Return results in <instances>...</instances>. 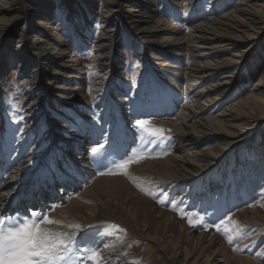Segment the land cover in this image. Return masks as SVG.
<instances>
[{
    "label": "bare ground",
    "instance_id": "bare-ground-1",
    "mask_svg": "<svg viewBox=\"0 0 264 264\" xmlns=\"http://www.w3.org/2000/svg\"><path fill=\"white\" fill-rule=\"evenodd\" d=\"M225 1L210 3L216 9ZM98 2L0 0V212L23 216L32 210L42 211L51 219L64 221L65 225L80 224L79 230L58 225L47 227L69 235L75 232L80 247L100 253L98 264H153L154 249L161 251L166 264H187L190 252L181 244L183 234L206 250L215 242L209 240L204 244L205 235H196L186 229L183 222L177 227L178 235L166 241L154 229V204L139 191L135 178L97 176L103 163L97 160L90 163L88 154L94 141L99 140L105 144L112 142L111 147H114L108 154L121 159L128 154L130 146L137 147L141 141L133 128V119L140 114L157 116L162 111L173 110L175 117L167 121L172 129L170 153L129 164L133 176L164 178L165 182L176 184V194L182 190L179 195L192 202L196 199L202 202L218 191L233 193L234 186L228 187L232 184L235 165L232 157L238 149L254 151L263 142L260 128L264 121V68L257 85L247 96L223 112L214 115L210 112L227 101L235 75L242 69L244 54L238 47L264 27V0H241L223 12L215 11L212 17L208 11L204 12L207 9L203 0H101V5ZM159 3L182 7L180 12L184 19L190 20L188 29L182 31L170 19L159 16ZM24 17V26L18 29L17 23ZM49 20L63 22L64 35L59 38L70 37L77 45H81L82 40L84 44L88 42L85 34L91 22L98 21L100 30L96 33L91 57L95 73L87 96L81 76L83 68L74 54H65L53 42L55 36L48 29ZM120 34L129 37L134 48H141L138 55L143 65L141 69H145V62L151 57L147 49L173 53L178 60L172 64L170 74L165 73L170 77L167 80L174 83V77L181 78L183 85L179 90L185 93L186 99L179 100L175 93H169L165 106H160L159 110L149 103L145 106L139 103L132 113L124 109L120 88L115 82L121 63L117 50ZM78 35L81 36L78 38ZM154 64L159 69L163 64L166 66L159 56H154ZM10 66L21 71L20 81L27 97L22 108L26 126L21 133H18L19 126L4 123L6 91L1 77ZM141 72L143 75L138 79L143 80L146 69ZM56 75L69 80L59 88L71 91L53 95L50 100L55 104L50 100L46 103L45 97L51 95L47 87ZM90 100L100 110L97 124L90 120L93 119L87 106ZM57 103L78 113L70 124L75 130H64L69 126L66 119L55 125L50 123L49 119L59 115L52 107ZM249 124L252 126L248 127ZM114 127L120 135L110 142L108 138L115 132ZM101 129L105 136H101ZM127 132L131 134L125 135ZM86 142L87 149L83 148ZM256 162L257 157H250L248 165L254 166ZM200 182L202 187L198 189ZM218 185L227 186V190L223 191ZM240 197L237 194L236 199ZM240 214H244L242 223L246 228L264 229L263 210L255 209L250 213L246 209ZM172 216L168 213L161 222L164 228L171 222L172 226L175 224ZM140 235H146L151 243L145 254L136 245ZM83 255V252L74 254L77 264H93L86 259L81 261L79 258ZM223 261V264L230 261L259 264L235 255H230V261L226 258Z\"/></svg>",
    "mask_w": 264,
    "mask_h": 264
},
{
    "label": "rangeland",
    "instance_id": "rangeland-1",
    "mask_svg": "<svg viewBox=\"0 0 264 264\" xmlns=\"http://www.w3.org/2000/svg\"><path fill=\"white\" fill-rule=\"evenodd\" d=\"M94 1H99V5L102 4L100 3L101 0ZM211 1L212 0H203L204 6L207 9L204 12L208 11L211 17L215 16V11L223 12L230 7L232 8L237 2H241V0H226L223 6L219 4L215 9V7L211 6ZM174 6L175 5L173 4L168 5L167 3H159V16H162V18L166 20L170 19L176 27L179 26V29L184 31L185 29H188L190 20L184 19V16L180 12L182 7ZM193 15L196 14L194 13ZM25 18L26 17L21 18L18 21V29H22L24 26ZM49 22L50 23L48 25H50V28H47L55 36L53 42L58 44L59 50H63L65 54H74L78 62L81 64L80 66L83 68L81 76L84 78L86 84V89L84 90L87 96L91 91V80L95 73L91 57L94 39L96 33L100 30L99 24L97 23L98 21L95 20L91 22V28L90 30L88 29L85 34V36L87 35L88 37L86 39L88 42L84 44L85 41L82 40L81 45H77L70 37L67 39V37L64 36V40L59 38L65 30L63 22L53 20H49ZM259 31L260 32L249 38L248 41L241 43L238 47V50L244 54V64L241 66L242 69L238 70L235 75V84L228 93L227 101L220 104V106L213 108L210 112L211 115L223 112L226 107L247 96L252 87L257 85L258 79L264 68V27H262ZM57 34L58 37L56 36ZM80 36L81 35H78L77 37L79 38ZM42 37L44 38V36ZM118 38L121 41L119 47L117 48L118 53L121 56V63L119 64V72L115 77V82L117 84L116 87L120 88V101L123 103L122 107L124 109L126 108L127 111L132 113L138 108L139 103L143 106L149 103L151 106H154L155 109L159 110L160 106L161 108L165 106V98L169 93H175V96L179 100L182 99L183 101L186 99L185 93L182 90H179V87L183 85V83L181 84V78L174 77L176 83L172 80H167V78L170 77L166 73L170 74L172 71V64L176 63V60H178L173 53L164 50L160 51L158 49H154L152 51L147 49V52L151 55V57L144 65L146 69L144 75L145 79H138L140 74L143 75L141 70H145L141 69V66L143 65L140 60H138L141 48H134L128 41L129 37H126L125 35L120 34ZM143 51L146 50L143 49ZM154 56H159L161 60H164L166 66L163 64L162 67L159 66L161 69L155 68ZM184 59L187 61L188 57L185 55ZM55 77L56 78L52 79L53 81L49 83V86L47 87L48 94L50 92L51 95L49 97H45L46 103L58 92L68 93L71 91L65 92L63 91L64 89L59 88V85L64 83L66 84V81L69 80H67L64 76L56 75ZM1 78L3 81V87L6 91L4 94L5 96L3 97L5 102L3 110L4 123L9 126L14 124L19 126L20 128L18 127V133H21L25 130L26 126L25 115L22 108L27 98L24 96L25 87L20 81L22 79L21 71H18L15 66L7 67V69L5 68L4 74ZM70 81H72V79ZM72 82H74V80ZM50 102H52V100H50ZM52 103L55 104L54 102ZM52 103L50 105H52ZM94 104L95 103H93L92 100L87 102V106L90 107L88 111H90L91 115H93V119H90L92 124L100 122V110L97 105ZM47 106L49 107V105ZM52 107L57 109L59 112V117L57 116L49 119L52 125L58 124L57 122L59 120L63 121L66 119V123H68L69 126L64 130L68 132L69 130L76 129L75 127H72L71 129L70 125L74 119H77L76 117L78 116V113L74 109L58 103ZM20 113L23 117L19 115ZM174 115V111L171 110L168 113H164V111H162L161 115L157 116L154 114H140L138 117L133 119V128L139 133L141 141L137 147L130 146L127 149V151H129L127 152L128 154L124 155L121 159H131L132 162L130 164H133L136 161L143 160L144 158H159L165 157V155L169 154L172 149V135H170L172 134V129L169 127L167 121L172 120L175 117ZM70 117H72V119L68 120ZM200 117L201 116H196L198 119H200ZM137 120L146 121L147 124H145L144 128H141L137 126ZM78 122L79 121H77V123ZM17 123H19V125ZM251 126L252 124L248 125V127ZM156 128L163 129L164 131L160 133L159 136H154L151 133ZM114 129L116 131L117 127H114ZM261 129H263V142L254 148L256 151H253L250 148L247 150L241 148L237 150L236 155L232 157L233 159L230 158L235 161V165H233L234 168L232 170V184L228 185V187L234 186L233 193L229 192L221 194L222 192L218 191L213 197L208 199L203 198L202 202L200 199H196L192 202L190 199L180 196L179 193L182 190L178 191L176 194V184L172 183L175 185L172 186L171 183L165 182L164 178L136 177L133 176V173L130 171L131 169L129 170L128 167V169L116 170L113 161L118 164L121 159H114L110 154H108V152L114 147H111L112 142L111 144H105L100 141V143L104 145L100 154L94 156L90 151L88 154V161L93 163L97 160L103 163V166L98 170L97 176L101 175V171L107 172L109 169H112L113 174L109 175L114 177L135 178L134 181L137 183L136 185L139 186V191L154 204V210L152 209V213L154 214V229H157L156 231H159V234L162 235L166 241L174 238L175 234L178 235V228L180 227V223L183 222L186 229L193 231L196 235H205L204 244H208L207 242L209 240H213L215 242L212 244V248L210 247L206 250V247H200V244H195L194 240L187 239V237L184 236L186 234H183L184 238L181 239V244L190 252L187 264H223L224 258L230 261V255L242 256L252 260L253 262L264 264V229H261V227L256 230L246 228L242 223L245 218L244 214H240L246 209H249L250 213H252L255 209L264 211V121L260 130ZM124 134L130 135L131 133L127 132ZM122 139L127 142V139ZM84 146L83 148L87 149V142ZM94 146L97 145L93 143L92 147ZM250 157H252V159L253 157H257V162L254 166L248 165ZM224 186L225 185H221L220 187V185H218V188H224L223 191H225L227 190V186ZM198 187V189L202 187V182L198 184ZM237 194L241 196L238 199L239 201L236 199ZM161 200L164 202L161 203ZM168 213L173 214L171 220L175 221L173 226L171 225L172 222L170 223L171 226L168 225V227L170 226L172 230L170 227L164 228L163 223H161ZM217 226H219V230H217ZM259 229H261L260 233L258 232ZM136 242L137 248L144 254L151 248V243L148 241L146 235H140L136 239ZM223 253H225L226 256H223ZM208 259L210 261L209 263H207ZM152 261L153 264H166L161 251L156 249H154V257ZM228 264L234 263L230 261Z\"/></svg>",
    "mask_w": 264,
    "mask_h": 264
},
{
    "label": "snow or ice",
    "instance_id": "snow-or-ice-1",
    "mask_svg": "<svg viewBox=\"0 0 264 264\" xmlns=\"http://www.w3.org/2000/svg\"><path fill=\"white\" fill-rule=\"evenodd\" d=\"M137 126L144 128L146 121L137 120ZM147 130V129H145ZM164 130L156 128L151 134L159 136ZM101 136H105L103 129ZM120 132L116 130L109 141L119 138ZM97 146L91 148L94 156L99 155L104 147L99 140L94 141ZM132 162L131 159H121L116 164V170L126 169ZM101 175L113 174V170L101 171ZM161 203L164 201L161 200ZM191 222V221H190ZM51 225L66 226L69 229L81 228L80 224H64V221L51 219L47 213L32 210L21 216L19 213L10 215L0 212V264H77L75 253L83 252L84 259L98 264L100 253L92 248H82L76 240V233L69 235L67 232L53 230ZM118 227V226H117ZM219 230V226H217ZM231 242V241H230Z\"/></svg>",
    "mask_w": 264,
    "mask_h": 264
}]
</instances>
